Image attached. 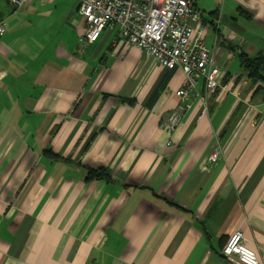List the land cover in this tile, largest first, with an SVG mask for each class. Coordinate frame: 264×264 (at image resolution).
<instances>
[{"label": "crops", "instance_id": "0c3cea01", "mask_svg": "<svg viewBox=\"0 0 264 264\" xmlns=\"http://www.w3.org/2000/svg\"><path fill=\"white\" fill-rule=\"evenodd\" d=\"M79 3L0 0V264H244L235 229L264 264V81L240 57L264 56V0H194L226 87L173 131L182 71L116 24L82 41Z\"/></svg>", "mask_w": 264, "mask_h": 264}, {"label": "built area", "instance_id": "2783aa9c", "mask_svg": "<svg viewBox=\"0 0 264 264\" xmlns=\"http://www.w3.org/2000/svg\"><path fill=\"white\" fill-rule=\"evenodd\" d=\"M29 0H10L22 6ZM78 13L85 22L82 41H95L102 30L112 24L119 28L120 36L129 44L160 65L183 73V79L174 94L177 106L161 120L160 126L173 131L182 114L189 109L192 93L201 96L206 112L207 97L219 87L220 68L211 59V51L202 40V31L194 26L198 12L194 0H80ZM5 32L0 21V35ZM218 155L215 148L209 159ZM223 256H235L244 264H260L256 252L248 245L240 229H235L221 247ZM83 264H92L84 262Z\"/></svg>", "mask_w": 264, "mask_h": 264}, {"label": "trees", "instance_id": "16d2710c", "mask_svg": "<svg viewBox=\"0 0 264 264\" xmlns=\"http://www.w3.org/2000/svg\"><path fill=\"white\" fill-rule=\"evenodd\" d=\"M241 62L245 67L248 76L253 80L264 81V56L248 57L244 53L240 54ZM103 179L112 180L110 170L106 167L88 168L86 180Z\"/></svg>", "mask_w": 264, "mask_h": 264}]
</instances>
